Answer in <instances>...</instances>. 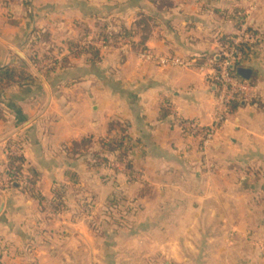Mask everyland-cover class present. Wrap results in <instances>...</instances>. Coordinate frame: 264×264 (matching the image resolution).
<instances>
[{
  "label": "crops",
  "instance_id": "0c3cea01",
  "mask_svg": "<svg viewBox=\"0 0 264 264\" xmlns=\"http://www.w3.org/2000/svg\"><path fill=\"white\" fill-rule=\"evenodd\" d=\"M112 2L0 0V70L19 68L36 78L26 49L30 33L51 32L50 15L56 13L78 14L80 26L89 23L86 10ZM120 2L122 26L132 28L141 17L152 20L139 52L125 48L122 58L121 52H107L99 63L100 77L92 67L70 62L45 79L46 87L38 76L31 85L0 94V264H74L83 244L99 242L84 237L87 224L76 219L81 218L78 203L88 194L79 198L68 188L91 180L83 168L87 162L75 157L71 146L87 137H113V122L126 127L132 169L143 174L156 195L147 212L153 220L145 217L143 232L124 242L149 246L144 250L149 254L138 259L264 264V45L252 49L241 68L251 71L246 81L254 99L236 105L208 143L190 127L212 124V74L229 40L243 25L264 36V0ZM162 58L180 64L162 66ZM112 77L120 91L109 87ZM43 91L49 101L40 113ZM10 153L24 161L17 175L10 174ZM117 164L108 173L114 170L123 182L126 167ZM70 171L77 174L76 184ZM57 186L67 188L62 207L55 200ZM65 214L72 215V224L64 221ZM111 261L124 264L118 256Z\"/></svg>",
  "mask_w": 264,
  "mask_h": 264
},
{
  "label": "rangeland",
  "instance_id": "374dc122",
  "mask_svg": "<svg viewBox=\"0 0 264 264\" xmlns=\"http://www.w3.org/2000/svg\"><path fill=\"white\" fill-rule=\"evenodd\" d=\"M121 5L120 0H113L111 5H107L111 7L86 10L85 16H90L92 19L89 23H82L81 26L77 24L76 21L79 18L78 14L71 12L61 15L58 13L51 14L50 28L52 33L49 31L41 33L35 30L30 33L26 48L29 54V63L34 65L35 69L38 70L37 74L42 77L44 84L46 82L45 79L54 73L51 72V70L53 71L54 68L57 69L61 67L66 61L67 64L76 62L79 64L83 63V65L85 64L87 68L92 67L91 70L95 72L97 77H100L103 75L104 71H102L103 69L99 63L101 62V58H106L108 56L107 52L111 50L118 51V54L121 52L119 55L116 54L118 56L121 55V58L126 55L124 53L125 48L132 50V53L139 52L141 47L137 37L133 39H121L114 45L105 43L103 39L98 36V20L110 23V28L116 31H119L120 27H122L120 18H122L125 12L121 10ZM132 16L133 15H130V18ZM54 22H60V28H54ZM67 32H71L69 33L70 35H67ZM54 33L56 37H53ZM131 42H133V44L128 47ZM91 49L99 52L100 60H95V56L92 55L93 51H91ZM123 50L124 52H122ZM116 55L114 54V56ZM35 60L39 62L36 63ZM120 62L121 59L119 64ZM38 76L36 78H38ZM112 76L116 78L115 73H112ZM113 77L109 80V87L115 91H120L121 87L119 85L117 86ZM47 101H49V95L43 91L38 101V112L42 113L45 108L48 107L46 105ZM115 125L113 132L115 135L113 136L121 138L123 136L121 129L123 128H121V125L118 123H115ZM190 125L191 127L196 126V124ZM192 132L195 133L196 131L193 130ZM96 141L97 148H99V138H97ZM82 160L86 161V158H82ZM117 163H119V165H125L126 167L125 170L127 175L125 179H123V182L120 177H117L118 174L113 172L114 170H112L111 176L110 173H108L111 172L110 169H114ZM96 164H98V161L95 162L91 159L90 163H85L83 165V168L88 174L86 178L91 180L89 181L91 186H89V183L84 184L82 181L79 185L73 186L71 184L70 188H68L71 195H77L79 198L88 194L87 199H81L80 203H78V211L81 218L76 217V219H81L83 224H87L88 235L85 233L86 230L83 229L84 237L99 241L97 243L83 244L76 260L74 258L76 261L74 264H113L111 260L113 257L115 258L117 256L120 258V263L124 264H164L154 261L144 263V259H141V257L138 259L139 256L149 254L144 251L147 249L149 250V246L139 247L137 244L126 246L124 243L143 232L142 227L145 222L149 221L146 220L145 217L151 220L154 218V216H147V212L150 210L149 208L156 197L152 186L142 178L143 174L140 171L137 172L127 168L126 163L118 162L113 159L109 164H103L102 166H97ZM107 183L110 184L109 189L104 190V185ZM27 188L33 189L31 184H27L26 189ZM89 190L94 192V195L89 194L87 192ZM95 194L99 197L96 198ZM73 200L74 198L72 197V203ZM63 216L67 224L73 223L72 215L65 214ZM144 237L147 238L146 235H144L143 238ZM151 248L152 247H150V249ZM105 259L106 261H104Z\"/></svg>",
  "mask_w": 264,
  "mask_h": 264
},
{
  "label": "trees",
  "instance_id": "16d2710c",
  "mask_svg": "<svg viewBox=\"0 0 264 264\" xmlns=\"http://www.w3.org/2000/svg\"><path fill=\"white\" fill-rule=\"evenodd\" d=\"M152 20L147 17H141L138 20L134 27H120L119 31L113 30L110 28V23L108 22H97L98 36L103 39L105 43L117 44L121 39L125 38H135L139 35L141 31L142 36L140 40V45L143 46L148 36L152 31ZM44 37V35H43ZM46 40V39H44ZM232 40V39H231ZM231 40H229L227 47L231 44ZM226 47V48H227ZM90 50V49H89ZM93 51V49H91ZM84 52V51H83ZM93 56H95V60L99 59V52L93 51ZM100 60V59H99ZM98 60V61H99ZM36 63L39 61L35 60ZM67 64V61L63 63L61 67H64ZM68 65V64H67ZM56 68L51 72H54ZM49 74V73H48ZM239 77V72L237 73ZM243 79V78H242ZM245 80V79H244ZM246 81V80H245ZM36 82V78L27 71L21 70L19 68H6L0 70V94H3L8 88L14 86H26L31 85ZM241 103V100H236L231 108L232 109ZM121 125V132L123 136L121 138L110 137L109 139H99L100 147L97 148V141L94 137L83 138L78 142H73L71 146V153L75 155V157L86 158V162L90 163L91 159L95 162L98 161L97 166H102L103 164H109L111 160H115L118 162L126 163L127 168L132 169V164L129 159V154L131 152V140L126 135V127L122 123H118ZM115 127V122L111 123L109 126V132H112ZM90 158V159H89ZM24 165V161L21 157H18L14 154L10 153L9 157V167L10 174L17 175L22 171ZM71 181L75 184L78 181L77 174L73 171L68 173ZM14 188V185H11ZM67 188L65 186H57L54 190L55 200L59 206H64V198L66 194Z\"/></svg>",
  "mask_w": 264,
  "mask_h": 264
},
{
  "label": "built area",
  "instance_id": "2783aa9c",
  "mask_svg": "<svg viewBox=\"0 0 264 264\" xmlns=\"http://www.w3.org/2000/svg\"><path fill=\"white\" fill-rule=\"evenodd\" d=\"M264 45V36L252 31L243 25L232 38L231 44L223 49L215 64L213 79L216 86V102L212 124L209 126L191 127L201 134L205 143H208L228 121L230 108L236 100L251 102L255 97V90L248 81L237 75L247 60L248 53ZM150 57V56H149ZM162 66L179 65L172 59H159ZM9 184V182L7 183Z\"/></svg>",
  "mask_w": 264,
  "mask_h": 264
},
{
  "label": "water",
  "instance_id": "95a60500",
  "mask_svg": "<svg viewBox=\"0 0 264 264\" xmlns=\"http://www.w3.org/2000/svg\"><path fill=\"white\" fill-rule=\"evenodd\" d=\"M239 75L241 76V78L245 80H249L251 78V71L246 69H241L239 70Z\"/></svg>",
  "mask_w": 264,
  "mask_h": 264
}]
</instances>
